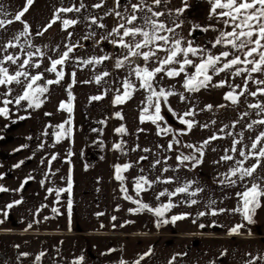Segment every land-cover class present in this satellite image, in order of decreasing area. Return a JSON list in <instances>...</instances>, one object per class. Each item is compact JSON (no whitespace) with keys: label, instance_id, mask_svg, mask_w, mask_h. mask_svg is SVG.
Returning <instances> with one entry per match:
<instances>
[{"label":"crops","instance_id":"0c3cea01","mask_svg":"<svg viewBox=\"0 0 264 264\" xmlns=\"http://www.w3.org/2000/svg\"><path fill=\"white\" fill-rule=\"evenodd\" d=\"M75 2L78 5L81 0H75ZM98 2L99 0H83L86 7L81 13L67 14L72 18L77 16L80 18V22L69 28L68 31L73 32L71 42L79 41L82 46L70 54L72 59L63 67L64 79L60 84L49 86V92L43 97L44 103L41 107L27 109L26 102H22L19 108L9 105V118L0 116V177H2L0 186L9 189V191L0 192V220L4 221L0 223V232L26 231L29 233L80 235L88 238L109 236L120 232L123 234L145 232V236H143L145 242L142 244L137 243V238H129L127 240L129 244H125V246L132 247L131 261L152 249V254L141 261V264H168L170 258L176 254L181 255L177 256L174 264H247V261L252 257L264 256V198L261 201L262 207L256 210L252 224L243 222L238 213L224 212L216 216L211 214L198 216L199 212L210 213L207 205L211 200L216 201L215 207L217 208L232 209L237 206L238 198L235 193L242 190L241 185L238 183L235 187H229L219 184L218 180L221 178L219 174L226 172L228 165L224 162H216L225 154L224 150L231 147L232 139L238 138L236 134L240 131L245 133L244 143L250 144L249 138H254L260 128H256L254 131L247 130L246 123L260 117L256 115L255 110L247 108V104L254 103L256 100H264V96L246 95L241 98V103L238 106H234L223 98L224 93L229 90L226 86L224 88L210 87L202 89L198 93H186L189 96L187 102H181L178 96L170 97L169 101L172 107L178 112H183L195 105L197 111L195 119L199 121L200 125H209L208 128L198 125L189 134L182 136L184 143L199 144L213 133L219 134V129L224 125H229L226 131H232L233 136L225 135L224 138L211 142L205 149L203 162L195 168L181 167L176 172L163 173L164 176L178 177L177 182L156 183L152 189L141 193L140 198L154 207L157 203L166 202V197H162L160 201L155 200L156 194L163 189L167 188L172 191L181 182L195 181L193 188H203V191L194 197L198 203L189 205L182 202L187 199L184 194L178 195L173 198L177 207L166 214L171 217L188 213L189 215L185 219L176 221L174 224L170 222L157 226V218L151 212L144 211L136 214L129 212L133 203L124 199L121 182L115 179V165L125 163L133 165L123 175L126 178L124 185L127 187L128 193L135 196V178L144 174L150 179H155L161 175L163 167L168 165L175 167L177 164L175 157L179 152V147L173 152L165 151L159 146L166 147L171 140L170 136H158L155 125L151 122H140V110L144 106L142 101L146 96L142 89L135 91L125 103L113 104L117 89L121 88V82L128 76L131 66L125 65L121 69H116L114 58L126 50L115 47L107 39H101L117 23V18L114 15H104L106 11L115 6V0H105V6L100 9L91 7ZM24 3L25 0H0V5H3L7 10L9 18L19 11ZM69 3L70 0H63L64 6ZM59 6H61V0H34L33 6L24 19L31 25L33 32H43L55 8ZM89 15L102 18L99 22L106 27L89 26L90 21L84 19ZM21 28L22 25L16 22L9 25L6 30H0V43L11 39ZM90 33H95V35L90 39H83ZM31 39L36 47L52 58H56L58 53L64 50L65 43L69 42L67 32L62 30L59 22L44 32L42 36L33 35ZM53 49L57 51H53ZM105 54L112 56L113 59L97 66H78L79 62L75 59L76 57L89 58ZM133 59H136L141 65L144 63L142 59L130 58V60ZM48 66L49 60L44 58L39 70L29 69V71L44 72ZM73 71L76 73L75 83L71 76ZM103 71H108L110 75L100 84L95 83V76ZM44 76L45 79H55L54 73L45 72ZM222 78L227 77L221 74L214 77V81ZM260 78L264 79V76ZM131 79L138 87L135 77L133 76ZM86 81L88 82L86 83ZM182 82L183 76L160 80L162 85L174 86L179 92L184 91ZM232 82L242 83V80L237 77ZM69 84L72 85L71 91L74 97L73 111L70 114L66 110H59L60 102L68 99ZM255 87L250 84V90L255 91ZM13 88V96L22 91L19 86L13 85ZM4 90L0 87V91ZM101 95L102 99L91 100V97ZM208 104L213 105L211 110L205 109V105ZM222 104L226 106L218 107ZM245 111L250 115L244 117L241 124L232 128V123L240 119ZM117 112L121 113L123 119L116 116ZM46 113L51 115H46ZM19 116L27 118L19 120ZM69 117H71V124L65 125V128L70 127L71 133L57 142L53 134L57 131L55 126L68 120ZM212 121L215 123L213 124ZM121 125L126 128V133L121 134L115 131ZM117 143L123 144L122 150L114 147ZM17 149L19 150L17 151ZM133 149L136 150L133 151ZM144 149H150V151L145 152ZM53 155H56L57 158L49 164L48 161ZM141 156H147V159L141 160ZM164 157H170L166 165L162 162L154 169L150 167L156 159L163 161ZM20 161H24V163L18 168L14 167ZM252 162L254 160L249 163ZM141 169L144 170L143 173H141ZM69 175L72 178L70 193L61 192L57 197L55 191L48 192L50 188L54 190L66 189ZM256 175L264 177V166L257 169ZM29 176L33 179L28 180L23 189H20L21 183ZM41 181L44 183L41 184ZM119 194L123 200L121 198L118 204L124 207L125 213L127 212L128 215L134 216L138 220L145 215L150 217L149 219L143 218L145 226H137V229L127 228L121 222L120 226L122 227L118 228V216L115 211L118 206L115 203V197ZM69 199L72 200L70 217L68 213ZM15 200H22V203L14 205L11 209L6 208V205ZM53 208L58 209V212H53ZM5 211L8 212L7 218L3 215ZM99 213L102 215H98ZM112 217H116V219L113 220ZM33 221L39 222L33 223ZM242 222L246 226L240 230V234H228L231 227ZM29 223H32L31 228H28ZM200 225H204V227L201 228ZM140 246L146 248L139 249ZM256 264H264V260H258Z\"/></svg>","mask_w":264,"mask_h":264},{"label":"snow or ice","instance_id":"6c2138e0","mask_svg":"<svg viewBox=\"0 0 264 264\" xmlns=\"http://www.w3.org/2000/svg\"><path fill=\"white\" fill-rule=\"evenodd\" d=\"M207 3L210 6L207 19L214 23H209L206 26L198 24L193 26V30L199 29L202 32L213 31L216 33L214 38L206 42V44L196 43L194 39H189L177 31L183 23L180 16L184 13L186 4L185 7L173 11L167 8V0H137V2L127 0L125 4H122L121 0H116L115 8L109 9L104 13L105 16L114 15L117 18V23L101 39H107L115 47L126 50L120 56L114 58V67L121 69L125 65L131 66L128 76L121 82V88L117 89V94L112 101L113 104L120 105L125 103L135 91L142 89L146 93V96L144 101H142L144 106L140 110V122H151L155 125L158 136H172L166 147L163 145L159 147L164 148L167 152L175 151L178 146L191 150L187 154L179 152L175 157L177 161L176 166L172 167L168 165L163 167L161 175L155 177V179H150L144 174L138 175L134 180L135 196L128 193V189L124 185L126 178L123 175L133 165L130 163L115 165V179L121 182V192L124 194V199L136 205L130 208L129 212L133 214L144 211L151 212L157 218V226L170 222L174 224L176 221L185 219L189 215L188 213L172 215L171 217L166 216L173 208L177 207L173 198L184 194L187 199L182 202L195 205L198 201L194 197L203 191V188H193L195 181L190 180L179 183L172 191L165 188L156 194L155 200L160 201L162 197H166V202L157 203L154 207L140 198L141 193L152 189L156 183L171 184L177 182L179 180L178 177L164 176L163 173L169 171L176 172L181 167L187 168L191 166L195 168L203 162L205 149L211 142L222 139L225 135L233 136L232 131H226L229 125H224L219 129V134L213 133L199 144H182L179 137L189 134L198 125L203 128H208L209 125H200L199 121L195 119L197 114L195 105L183 112H178L172 107L169 98L178 96L181 102H187L189 96L186 93H198L202 89L210 87L224 88L226 86L229 90L224 93L223 98L234 106H238L241 103V98L246 95L251 97L264 96V79L260 78L264 76V0H207ZM33 4L34 0H25L20 10L12 14L11 18H9V13L4 9L3 5H0V30H6L9 25L16 22L22 25L21 30L11 39L0 43V87L5 89L4 91H0V116L5 118H9L10 116L9 105H15L19 108L22 102H26L27 109L40 108L44 103L43 97L49 92V86L60 84L64 79L65 72L63 67L72 59L70 54L82 46L79 41L75 43L71 42L73 32L68 31L69 28L80 22V18L78 16L72 18L67 14L81 13L86 7L83 0L78 5L75 0H70L67 6H64L63 0H61V6L55 8L43 32H33L31 25L24 19ZM162 5L164 6V10H156ZM104 6L105 0H99L98 3H94L91 7L100 9ZM84 19L90 21L89 26L98 25L100 28L106 27L103 23L99 22L102 18H98L95 15L86 16ZM57 22L61 24L62 30L67 32L69 42L65 43L64 50L59 52L56 58H52L46 52L36 47L31 37L33 35L42 36L44 32ZM217 25H220V27H217ZM94 35L95 33H90L84 36L83 39H90ZM191 36L192 32L190 31L189 37ZM214 49L216 51H213ZM53 51L57 50L53 49ZM44 58L49 60V66L44 69V72L36 71L33 73L29 71V69L39 70ZM130 58L142 59L144 63L141 65L136 59L130 60ZM75 59L79 62L78 66H97L109 59H113V57L105 54L89 58L76 57ZM45 72L54 73L55 79H45ZM221 74H224L227 78L214 81V77ZM109 75L108 71H103L101 74L95 76V83L100 84ZM71 76L73 83H75V71L71 73ZM133 76L138 81V87L131 79ZM181 76H183V92L177 91L174 86L168 87L160 83V80L164 78L175 79ZM237 77L241 78L242 83L232 82ZM250 84L256 86L255 91L250 90ZM13 85L19 86L22 89L15 96L12 95L14 92ZM71 88L72 85L69 84L67 101H61L59 104V110H66L69 114L73 111L74 100ZM9 97L12 98L10 99ZM102 98V95L93 96L91 100L96 101ZM225 106L222 104L218 107ZM164 108H167L168 112L184 127L174 129L169 125L162 114ZM212 108L213 105L211 104L205 105V109L207 110H211ZM247 108L255 110L256 115L260 118L252 119L246 123V129L254 131L256 128H260V130L255 133L254 138H249L250 144L244 143V131L237 133L238 138L232 139L231 147L225 149V154L216 162H224L228 165L227 171L219 174L221 177L218 180L219 184L229 187H235L238 183L241 185L242 190L235 193L238 198L237 206L232 209L217 208L215 207L216 201L211 200L207 205L210 213L199 212L198 216L206 214L216 216L224 212L238 213L242 217L243 222L252 224L254 223L256 210L262 207L264 177L257 176L256 173L258 168L264 166V100L248 103ZM46 115L51 114L46 113ZM249 115V112H243L240 119L234 121L231 127L235 128L237 124H241L244 117ZM116 116L123 119L120 112H117ZM26 118L25 116L18 117L19 120ZM212 123L214 124L215 121H212ZM70 124L71 117L55 126L57 131L53 134L57 142L71 133L70 127L65 128V125ZM115 131L123 134L127 130L121 125ZM140 131H143V129H140ZM114 147L122 150L123 144L117 143ZM135 150L133 149V151ZM143 151L149 152L150 149H144ZM56 158V155H53L48 163L51 164ZM140 159L146 160L147 156H141ZM168 159L170 157H164L163 161L156 159L150 167L154 169L157 165L162 164V162L166 165ZM252 160L254 162L249 163ZM41 162L43 163V161ZM23 163L24 161H20L14 167L18 168ZM143 172L144 170L141 169V173ZM31 179L33 177H27L21 183L20 189H23L24 184ZM43 183L44 181H41V184ZM71 188L72 178L69 175L66 189L54 190L50 188L48 192L55 191V195L59 197L61 192L67 191L70 193ZM6 191H9V189L0 186V192ZM20 203H22V200H15L6 205V208L11 209L14 205H19ZM52 211L58 212V209L53 208ZM71 211L72 200L69 199V217L71 216ZM3 215L7 218L8 212H3ZM98 215H102V213ZM45 219L48 218L45 217ZM112 219L115 220L116 217H112ZM3 222V220H0V223ZM38 222L33 221V223ZM243 222L231 227L228 230V234H240V230L246 226ZM126 223L130 222L126 221ZM31 227L32 223H29L28 228ZM200 227L203 228L204 225H200ZM249 234H251L250 231ZM111 251L115 250L110 249L109 252ZM151 254L152 249H149L139 255L134 261L130 262L121 259L119 264H141V261ZM221 254L223 255L224 253ZM20 255L28 256L29 253L22 252ZM44 255V252H40L35 257V260L39 262ZM178 255L181 254L173 255L168 264H174ZM83 259L84 257L80 256L73 261V264H81ZM258 260H264V256L252 257L247 261V264H256Z\"/></svg>","mask_w":264,"mask_h":264},{"label":"rangeland","instance_id":"374dc122","mask_svg":"<svg viewBox=\"0 0 264 264\" xmlns=\"http://www.w3.org/2000/svg\"><path fill=\"white\" fill-rule=\"evenodd\" d=\"M132 2H137V0H132ZM121 3L125 4L127 0H121ZM185 4L187 5L186 7ZM181 7H185L184 13L180 16L183 23L177 31L189 39H194L199 44H206V42L211 41L216 34L213 31L202 32L199 29L193 30L194 25L206 26L209 23H214L207 19L210 10L207 0H167L168 9L174 11ZM156 10H164V6L162 5ZM217 27H220V25H217ZM190 31L192 32L191 37H189ZM213 51L216 50L214 49ZM162 114L166 120V116L168 115L177 122V124H174L167 120L168 124L174 129H180L183 126L168 112L167 108H164ZM169 136L172 139V136ZM179 139L184 144L182 136ZM121 198V194L115 197V203L118 206V209L115 210L118 216V228L122 227L120 226L121 222L127 228L132 227L137 229V226L142 227L144 225L143 218L146 217L149 219L150 217L145 215L138 220L136 217L128 215L127 212L125 213L124 207L118 204ZM126 221L130 223H126ZM128 233L131 232H127V234L120 232L119 234L116 233L109 236L88 238L80 235L4 231L0 232V264H73V261L80 256L84 257L81 264H119L121 259L131 262V257L133 256L131 255V251L133 250L131 246H125V244H129L127 242L129 238H137V243L142 244V242H145L143 239L145 232ZM145 248V246L139 247V249ZM110 249L115 251L109 252ZM22 252H27L29 255L21 256L20 253ZM40 252H44L45 255L37 262L35 257Z\"/></svg>","mask_w":264,"mask_h":264},{"label":"trees","instance_id":"16d2710c","mask_svg":"<svg viewBox=\"0 0 264 264\" xmlns=\"http://www.w3.org/2000/svg\"><path fill=\"white\" fill-rule=\"evenodd\" d=\"M164 110V109H163ZM167 113V112H165ZM185 144V143H184ZM191 150H188V148H184V147H181V149H179V152H184L185 154L189 153ZM191 167V166H189Z\"/></svg>","mask_w":264,"mask_h":264},{"label":"water","instance_id":"95a60500","mask_svg":"<svg viewBox=\"0 0 264 264\" xmlns=\"http://www.w3.org/2000/svg\"><path fill=\"white\" fill-rule=\"evenodd\" d=\"M166 118H167V120H168L169 122L174 123V124H177V122L174 121L170 116L167 115ZM178 125H180V124H178Z\"/></svg>","mask_w":264,"mask_h":264}]
</instances>
